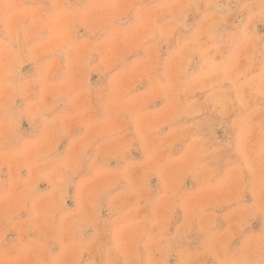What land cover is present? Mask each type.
Wrapping results in <instances>:
<instances>
[{"label":"rangeland","instance_id":"374dc122","mask_svg":"<svg viewBox=\"0 0 264 264\" xmlns=\"http://www.w3.org/2000/svg\"><path fill=\"white\" fill-rule=\"evenodd\" d=\"M0 264H264V0H0Z\"/></svg>","mask_w":264,"mask_h":264}]
</instances>
